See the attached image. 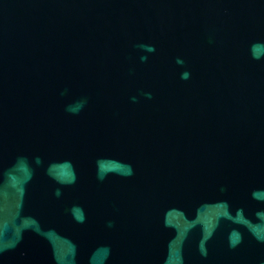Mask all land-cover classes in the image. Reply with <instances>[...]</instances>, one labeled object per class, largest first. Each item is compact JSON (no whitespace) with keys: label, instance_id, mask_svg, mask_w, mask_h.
<instances>
[{"label":"water","instance_id":"water-1","mask_svg":"<svg viewBox=\"0 0 264 264\" xmlns=\"http://www.w3.org/2000/svg\"><path fill=\"white\" fill-rule=\"evenodd\" d=\"M0 264H264V0H0Z\"/></svg>","mask_w":264,"mask_h":264}]
</instances>
